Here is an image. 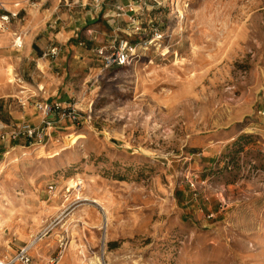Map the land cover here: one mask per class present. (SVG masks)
I'll list each match as a JSON object with an SVG mask.
<instances>
[{"label": "rangeland", "instance_id": "374dc122", "mask_svg": "<svg viewBox=\"0 0 264 264\" xmlns=\"http://www.w3.org/2000/svg\"><path fill=\"white\" fill-rule=\"evenodd\" d=\"M106 19L136 56L77 67V120L0 155V259L44 233L30 264L60 240L57 264H264V0H132Z\"/></svg>", "mask_w": 264, "mask_h": 264}, {"label": "crops", "instance_id": "0c3cea01", "mask_svg": "<svg viewBox=\"0 0 264 264\" xmlns=\"http://www.w3.org/2000/svg\"><path fill=\"white\" fill-rule=\"evenodd\" d=\"M76 1L84 4L85 23L81 25L82 22L77 24L74 18ZM81 1L37 0L31 12L13 23L7 19V13L0 14V155L10 154L9 147L32 143V139L26 137L2 136L23 122L39 127L44 115L36 103L72 104L75 83L71 77L76 75L77 67L86 68L91 64L94 51L100 46L96 42H117L121 39L119 30H126L106 18L114 13L117 3L132 0ZM10 32L21 36V48L14 46L15 38ZM54 47L58 49L57 54L51 55ZM11 67L15 78L9 77ZM78 71L81 73L82 69ZM53 122L56 129L62 127L57 125L62 122L57 117Z\"/></svg>", "mask_w": 264, "mask_h": 264}, {"label": "built area", "instance_id": "2783aa9c", "mask_svg": "<svg viewBox=\"0 0 264 264\" xmlns=\"http://www.w3.org/2000/svg\"><path fill=\"white\" fill-rule=\"evenodd\" d=\"M117 9L123 10L122 7H117ZM153 39L155 38H152L151 40ZM13 44L15 47L21 48L23 45L21 36H17L14 39ZM137 47L138 44L121 38L114 45H106L96 48L95 55L103 63L105 68H109L112 66H123L130 64V62L136 56L135 52ZM57 51L58 49L54 47L50 50V53L51 55H56ZM36 107L44 115L39 127L33 126L28 122H23L19 125L14 126V128L8 133V135L4 134L2 137L5 138L6 136H8L11 139H17L19 137H26L29 139H34L36 137L40 138L42 137V135H46L49 131L51 132L54 124L53 118L57 117V119L59 120H63L66 118H71L75 121L77 120V114L74 104L64 106L60 101H40L36 103ZM76 183H78V180ZM50 188L53 189L52 186H50ZM43 236L44 233L39 234L31 242H37L41 240ZM31 242L24 245L23 247H20L12 257H5L0 259V264H30L32 262L31 249L33 245L31 244ZM58 248V256L55 259H51L50 264H57L59 262L67 248V243L64 240H60Z\"/></svg>", "mask_w": 264, "mask_h": 264}, {"label": "bare ground", "instance_id": "6f19581e", "mask_svg": "<svg viewBox=\"0 0 264 264\" xmlns=\"http://www.w3.org/2000/svg\"><path fill=\"white\" fill-rule=\"evenodd\" d=\"M100 207H101V206H100ZM105 221H106V223H107V225H108V222H109V216L107 215L106 211H105ZM35 243H36V242L31 243V244H33L32 247H34Z\"/></svg>", "mask_w": 264, "mask_h": 264}]
</instances>
